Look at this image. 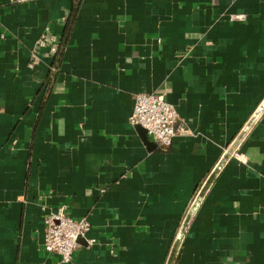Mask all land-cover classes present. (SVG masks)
I'll list each match as a JSON object with an SVG mask.
<instances>
[{"label":"crops","instance_id":"1","mask_svg":"<svg viewBox=\"0 0 264 264\" xmlns=\"http://www.w3.org/2000/svg\"><path fill=\"white\" fill-rule=\"evenodd\" d=\"M56 55L31 53L43 34ZM166 92L167 149L130 122ZM264 100V0H0V264H62L44 217L90 224L68 264H166L198 194ZM175 264H264V112L222 167Z\"/></svg>","mask_w":264,"mask_h":264},{"label":"built area","instance_id":"2","mask_svg":"<svg viewBox=\"0 0 264 264\" xmlns=\"http://www.w3.org/2000/svg\"><path fill=\"white\" fill-rule=\"evenodd\" d=\"M27 0H10L12 3ZM60 37L43 34L36 42V48L31 53V64L34 65L46 50L50 56L58 52ZM133 126L143 128L161 149H167L179 133H187L185 123L176 107L167 99L166 92L139 93L134 97L133 112L130 117ZM45 238L44 249L58 255L62 264L73 260L74 254L85 240L87 247L94 244L87 240L90 224L86 218L74 219L69 215L67 205L51 210L44 217Z\"/></svg>","mask_w":264,"mask_h":264},{"label":"water","instance_id":"3","mask_svg":"<svg viewBox=\"0 0 264 264\" xmlns=\"http://www.w3.org/2000/svg\"><path fill=\"white\" fill-rule=\"evenodd\" d=\"M264 112V100L262 101V103L260 104V106L258 107V109L255 111V113L252 115V117L250 118V120L246 123V125L244 126V128L241 130V132L238 134V136L236 137V139L233 141V143L230 145V147L227 149L226 153L223 155L222 159L219 161V163L217 164V166L215 167V169L212 171V173L210 174V176L208 177V179L206 180V182L204 183V185L202 186V188L200 189V191L198 192L182 226L181 229L174 241V244L172 246V249L170 251L169 257L167 259L166 264H175L176 258L178 256L183 238L187 232V229L193 219V216L196 212V210L198 209L203 197L205 196L206 192L208 191L209 187L211 186V184L213 183V181L215 180L216 176L218 175V173L220 172V170L222 169V167L225 165V163L228 161V159L231 157V155L235 152V150L238 148V146L241 144L242 140L244 139V137L247 135V133L250 131V129L253 127V125L256 123V121L258 120V118L261 116V114ZM139 129H141L145 134L144 137H147V133L146 131L139 127Z\"/></svg>","mask_w":264,"mask_h":264},{"label":"trees","instance_id":"4","mask_svg":"<svg viewBox=\"0 0 264 264\" xmlns=\"http://www.w3.org/2000/svg\"><path fill=\"white\" fill-rule=\"evenodd\" d=\"M65 37H66V35L65 36H62V38H60V45H59V49H58V52L56 53V55L60 52V50L64 46V39H65Z\"/></svg>","mask_w":264,"mask_h":264}]
</instances>
